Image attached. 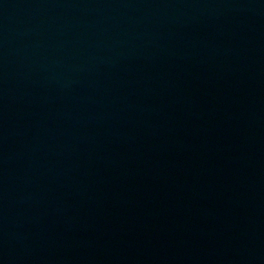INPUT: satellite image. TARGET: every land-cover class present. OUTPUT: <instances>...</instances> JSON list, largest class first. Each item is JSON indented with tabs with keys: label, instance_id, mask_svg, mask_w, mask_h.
<instances>
[{
	"label": "water",
	"instance_id": "obj_1",
	"mask_svg": "<svg viewBox=\"0 0 264 264\" xmlns=\"http://www.w3.org/2000/svg\"><path fill=\"white\" fill-rule=\"evenodd\" d=\"M0 264H264V0H0Z\"/></svg>",
	"mask_w": 264,
	"mask_h": 264
}]
</instances>
